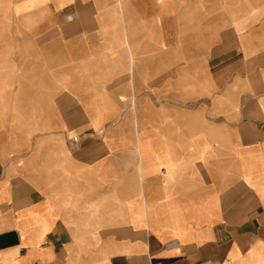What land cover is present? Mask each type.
Segmentation results:
<instances>
[{
  "label": "crops",
  "instance_id": "crops-1",
  "mask_svg": "<svg viewBox=\"0 0 264 264\" xmlns=\"http://www.w3.org/2000/svg\"><path fill=\"white\" fill-rule=\"evenodd\" d=\"M0 264H264V0H0Z\"/></svg>",
  "mask_w": 264,
  "mask_h": 264
},
{
  "label": "built area",
  "instance_id": "built-area-1",
  "mask_svg": "<svg viewBox=\"0 0 264 264\" xmlns=\"http://www.w3.org/2000/svg\"><path fill=\"white\" fill-rule=\"evenodd\" d=\"M71 141H72V142H76V141H77V137H73V138L71 139Z\"/></svg>",
  "mask_w": 264,
  "mask_h": 264
}]
</instances>
